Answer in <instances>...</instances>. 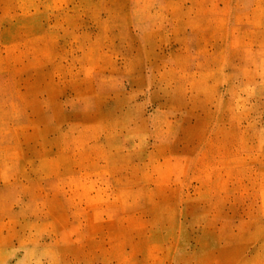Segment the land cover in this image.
<instances>
[{"label": "rangeland", "instance_id": "1", "mask_svg": "<svg viewBox=\"0 0 264 264\" xmlns=\"http://www.w3.org/2000/svg\"><path fill=\"white\" fill-rule=\"evenodd\" d=\"M0 264H264V0H0Z\"/></svg>", "mask_w": 264, "mask_h": 264}]
</instances>
